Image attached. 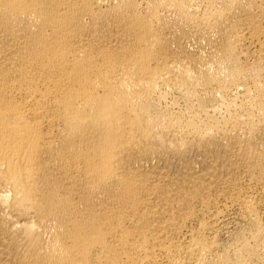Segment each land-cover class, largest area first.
I'll return each mask as SVG.
<instances>
[{
  "label": "bare ground",
  "instance_id": "bare-ground-1",
  "mask_svg": "<svg viewBox=\"0 0 264 264\" xmlns=\"http://www.w3.org/2000/svg\"><path fill=\"white\" fill-rule=\"evenodd\" d=\"M0 264H264V0H0Z\"/></svg>",
  "mask_w": 264,
  "mask_h": 264
}]
</instances>
